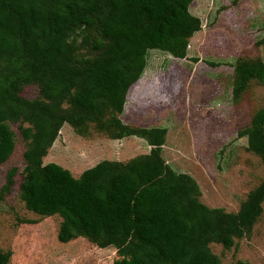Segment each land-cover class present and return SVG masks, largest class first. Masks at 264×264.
Instances as JSON below:
<instances>
[{
    "label": "trees",
    "instance_id": "trees-1",
    "mask_svg": "<svg viewBox=\"0 0 264 264\" xmlns=\"http://www.w3.org/2000/svg\"><path fill=\"white\" fill-rule=\"evenodd\" d=\"M193 1L0 0V165L20 135V198L39 216L61 217L60 242L114 247L120 259L113 264H222L210 244L231 249L261 217L264 181L237 213L208 208L195 179L163 160L165 130L138 131L117 118L150 51L186 57L201 30ZM254 80L264 83V62L239 60L235 96ZM29 86L39 89L33 99L22 95ZM66 124L79 135L93 124L113 138L140 134L153 148L127 163L104 160L75 178L44 164ZM239 136L264 160V107ZM9 257L0 253V264Z\"/></svg>",
    "mask_w": 264,
    "mask_h": 264
},
{
    "label": "rangeland",
    "instance_id": "rangeland-1",
    "mask_svg": "<svg viewBox=\"0 0 264 264\" xmlns=\"http://www.w3.org/2000/svg\"><path fill=\"white\" fill-rule=\"evenodd\" d=\"M190 12L201 20V30L190 39L186 57L150 51L147 68L117 118L126 128L165 130L163 160L195 179L208 208L237 213L264 181V160L239 136L264 107V83L254 80L238 97L234 94L238 61L264 62V0H194ZM38 92L29 86L22 95L33 99ZM111 134L93 124L79 135L66 124L44 164H58L79 178L104 160L127 163L153 148L140 134ZM25 148L17 135L15 153L0 165V253L10 254L5 264H113L120 259L114 247L99 249L83 238L60 242L61 217H42L26 208L20 198ZM209 247L222 264H264V204L252 231L236 238L231 249L218 243Z\"/></svg>",
    "mask_w": 264,
    "mask_h": 264
}]
</instances>
